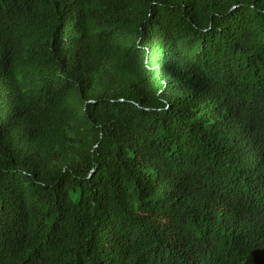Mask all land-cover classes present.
<instances>
[{
    "label": "trees",
    "instance_id": "1",
    "mask_svg": "<svg viewBox=\"0 0 264 264\" xmlns=\"http://www.w3.org/2000/svg\"><path fill=\"white\" fill-rule=\"evenodd\" d=\"M0 264H264V0H0Z\"/></svg>",
    "mask_w": 264,
    "mask_h": 264
}]
</instances>
